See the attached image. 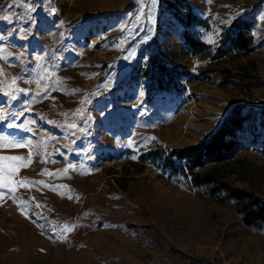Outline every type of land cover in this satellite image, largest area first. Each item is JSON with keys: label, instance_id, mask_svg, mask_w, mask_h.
I'll return each mask as SVG.
<instances>
[{"label": "rangeland", "instance_id": "1", "mask_svg": "<svg viewBox=\"0 0 264 264\" xmlns=\"http://www.w3.org/2000/svg\"><path fill=\"white\" fill-rule=\"evenodd\" d=\"M246 14L254 51L216 58ZM190 15L201 22L186 28ZM185 29L208 48L192 55ZM263 40L264 0H0V135L26 145L0 155L31 161L0 176L15 189L0 197V264H264L263 231L152 153L201 143L237 103L264 104ZM155 57L186 72L179 91L151 93ZM237 136L248 149L225 173L247 177L227 180L264 199L263 132Z\"/></svg>", "mask_w": 264, "mask_h": 264}, {"label": "trees", "instance_id": "2", "mask_svg": "<svg viewBox=\"0 0 264 264\" xmlns=\"http://www.w3.org/2000/svg\"><path fill=\"white\" fill-rule=\"evenodd\" d=\"M197 22L201 21L191 15L184 21L186 28ZM255 25L256 19L251 14L234 20L227 32L220 35L215 57L252 53L255 49L252 35ZM183 43L192 55L208 48L187 29L183 33ZM186 75L174 60L167 66L155 57L150 67L151 93L179 91L178 80ZM256 127L263 132L260 144L264 155V104L254 108L244 103L232 106L217 129L201 143L152 153L162 160V171L185 179L198 197L220 204H231L244 227L264 232V199L247 189L235 187L227 180L230 174L241 175V179H245L247 172L240 168L234 173H225L237 161L236 156L248 149L246 143L237 135L244 129L253 130ZM146 229L135 225L130 227L135 235H143ZM142 239L145 243H152L146 236Z\"/></svg>", "mask_w": 264, "mask_h": 264}, {"label": "snow or ice", "instance_id": "3", "mask_svg": "<svg viewBox=\"0 0 264 264\" xmlns=\"http://www.w3.org/2000/svg\"><path fill=\"white\" fill-rule=\"evenodd\" d=\"M0 75H3V69L0 68ZM13 84L16 82V78L13 77L12 81ZM5 83V81L0 80V84ZM47 91V90H45ZM5 95H12L11 93H5ZM15 98V96H13ZM6 119L5 116L0 114V120ZM9 127H17L15 124H9ZM71 128H76L75 124L69 125ZM26 145L22 142H19L15 139H11L5 135H0V149H11V148H19V147H25ZM31 146V145H28ZM31 163L30 159L25 161L24 157L18 156V155H0V176H6L7 179L10 181L11 177L16 175L18 170L23 167H28ZM31 182H26L24 180L19 181V185L21 187L27 186ZM0 188L5 189L4 192L0 193V197L4 195H9L15 189L9 187V183L0 181ZM72 228H69L68 226H64L63 231L70 232L72 231ZM66 238V237H64Z\"/></svg>", "mask_w": 264, "mask_h": 264}, {"label": "built area", "instance_id": "4", "mask_svg": "<svg viewBox=\"0 0 264 264\" xmlns=\"http://www.w3.org/2000/svg\"><path fill=\"white\" fill-rule=\"evenodd\" d=\"M49 228L51 231L57 232V227L54 224H50Z\"/></svg>", "mask_w": 264, "mask_h": 264}]
</instances>
